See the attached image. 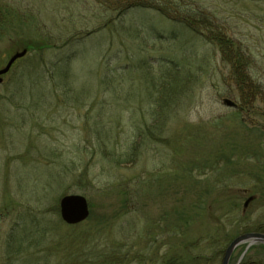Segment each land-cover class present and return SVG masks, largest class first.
Returning a JSON list of instances; mask_svg holds the SVG:
<instances>
[{
  "label": "rangeland",
  "instance_id": "obj_1",
  "mask_svg": "<svg viewBox=\"0 0 264 264\" xmlns=\"http://www.w3.org/2000/svg\"><path fill=\"white\" fill-rule=\"evenodd\" d=\"M175 1L210 38L155 9L0 0V68L26 49L0 82V264H221L264 226V0ZM66 194L87 200L77 224Z\"/></svg>",
  "mask_w": 264,
  "mask_h": 264
},
{
  "label": "trees",
  "instance_id": "obj_2",
  "mask_svg": "<svg viewBox=\"0 0 264 264\" xmlns=\"http://www.w3.org/2000/svg\"><path fill=\"white\" fill-rule=\"evenodd\" d=\"M103 1L104 3H108V1L109 3H113L111 6H103V10L105 14L113 13V15H115L116 12L123 13L125 12V10H127L129 7H132V6L141 8V9H148V8L155 9L157 12H159L162 15H165L173 22L180 23L195 33L203 35L201 31L205 30L208 32L206 35L207 38H210V35H211V31H210L211 27L209 23L202 20L204 19V17L202 18V16L199 15V12H196L193 8L187 7V5H182L179 1L177 2L175 0H103ZM106 17L108 18V16ZM106 17H104V20L106 19ZM199 18L200 19L202 18V19L198 20ZM105 21L107 23V19ZM6 23L7 22L5 21V15H3V13H0V27L5 29L4 24ZM176 88H177L176 83H173L171 85L170 83L165 82V81L160 82V84L158 83V85H155V89H157L155 92H153V94H155L154 96L155 102H157L159 104L158 106L161 108L160 110L161 112L158 113V115L164 116L165 120L167 118V115L163 109L167 108L165 105L169 106L168 103L171 102L174 98H176V93H177ZM32 223H34V221H32ZM35 227L37 228V225ZM258 228L259 230L257 231L264 233V226L258 225ZM16 240H20V238H16ZM222 250H223V246L218 248L216 253L219 255L223 252ZM212 262L213 261L210 258V262L208 261V264H211ZM250 262L251 261L249 262L244 261L242 264H250ZM206 263L207 261H205L203 258H200L198 254H195V256L192 255L188 259L186 264H206Z\"/></svg>",
  "mask_w": 264,
  "mask_h": 264
},
{
  "label": "water",
  "instance_id": "obj_3",
  "mask_svg": "<svg viewBox=\"0 0 264 264\" xmlns=\"http://www.w3.org/2000/svg\"><path fill=\"white\" fill-rule=\"evenodd\" d=\"M26 54V49L23 48L20 51L14 52L9 59L7 60L6 64L0 68V82L2 81L1 76L5 74L11 67V65L17 60L18 58L24 56ZM224 104L228 106H233L234 103L227 99L224 100ZM251 200V197L247 198L244 202V206ZM59 214L60 218L66 224H77L83 221L89 213L88 203L84 196L79 194H66L63 195L59 200ZM249 240L250 242H261L264 244V234L259 232H250L244 233L236 236L233 238L229 244L227 245L221 264H228L229 258L231 253L233 252L234 248L243 241Z\"/></svg>",
  "mask_w": 264,
  "mask_h": 264
},
{
  "label": "bare ground",
  "instance_id": "obj_4",
  "mask_svg": "<svg viewBox=\"0 0 264 264\" xmlns=\"http://www.w3.org/2000/svg\"><path fill=\"white\" fill-rule=\"evenodd\" d=\"M15 62H16V60H15ZM15 62H14V63H15ZM14 63H13V64H14ZM13 64H12V65H13ZM12 65H11V66H12ZM10 68H11V67H10ZM9 70H10V69H9ZM9 70H8V71H9Z\"/></svg>",
  "mask_w": 264,
  "mask_h": 264
},
{
  "label": "flooded vegetation",
  "instance_id": "obj_5",
  "mask_svg": "<svg viewBox=\"0 0 264 264\" xmlns=\"http://www.w3.org/2000/svg\"><path fill=\"white\" fill-rule=\"evenodd\" d=\"M4 76V75H3Z\"/></svg>",
  "mask_w": 264,
  "mask_h": 264
}]
</instances>
